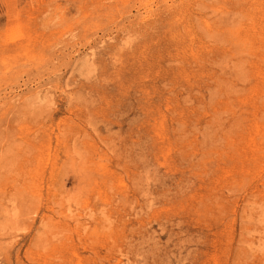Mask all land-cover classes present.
<instances>
[{
	"label": "rangeland",
	"instance_id": "obj_1",
	"mask_svg": "<svg viewBox=\"0 0 264 264\" xmlns=\"http://www.w3.org/2000/svg\"><path fill=\"white\" fill-rule=\"evenodd\" d=\"M0 264H264V0H0Z\"/></svg>",
	"mask_w": 264,
	"mask_h": 264
},
{
	"label": "bare ground",
	"instance_id": "obj_2",
	"mask_svg": "<svg viewBox=\"0 0 264 264\" xmlns=\"http://www.w3.org/2000/svg\"><path fill=\"white\" fill-rule=\"evenodd\" d=\"M247 64V63H246Z\"/></svg>",
	"mask_w": 264,
	"mask_h": 264
}]
</instances>
